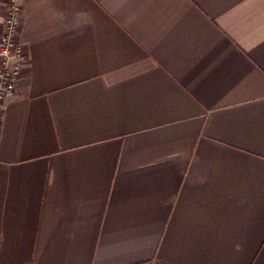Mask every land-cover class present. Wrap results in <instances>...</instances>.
<instances>
[{"label":"crops","instance_id":"obj_1","mask_svg":"<svg viewBox=\"0 0 264 264\" xmlns=\"http://www.w3.org/2000/svg\"><path fill=\"white\" fill-rule=\"evenodd\" d=\"M15 42L0 264H264V0H23Z\"/></svg>","mask_w":264,"mask_h":264},{"label":"built area","instance_id":"obj_2","mask_svg":"<svg viewBox=\"0 0 264 264\" xmlns=\"http://www.w3.org/2000/svg\"><path fill=\"white\" fill-rule=\"evenodd\" d=\"M23 0H7L6 15L0 35V115L3 102L14 95L24 62L22 48L15 42Z\"/></svg>","mask_w":264,"mask_h":264}]
</instances>
